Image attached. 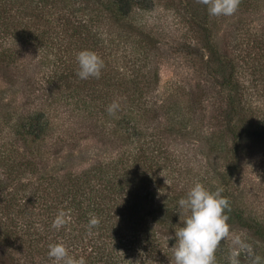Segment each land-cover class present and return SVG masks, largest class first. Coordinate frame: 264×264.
<instances>
[{"label": "trees", "instance_id": "1", "mask_svg": "<svg viewBox=\"0 0 264 264\" xmlns=\"http://www.w3.org/2000/svg\"><path fill=\"white\" fill-rule=\"evenodd\" d=\"M88 1L0 0V78L20 87L23 108L0 116L2 264H53L47 253L57 242L86 264H173L169 243L162 244L166 229L161 226L175 236L184 219L178 201L196 182L211 191L223 188L228 224L248 235L241 261L252 264L258 255L264 264V213L240 205L230 189L243 136L264 133V117L257 122L255 110L245 105L247 88L238 79L244 55H235L232 41L248 29L264 0H241L234 15L222 16L227 31L221 50L211 34L221 16L210 20L206 5L185 0L186 19L192 30H200L192 40L201 39L206 49L199 47L196 54L216 85L215 127H224H213L209 134L200 126L187 129L175 113L165 114L153 95L162 41L147 30H132L135 25L126 19L134 6L145 10L162 2L176 8L182 0H94L92 6L99 4L86 13ZM262 31L259 39L250 36L248 41L260 43L264 51ZM81 50L103 59L99 79L77 76ZM114 100L120 109L110 116L106 108ZM192 135H203L205 141L216 136L196 147L202 158L191 155ZM87 140L102 150L85 166L54 162L62 150H75ZM212 153L213 158L208 156ZM213 159L215 183L210 180ZM156 186L165 191L155 201ZM60 210L71 221L56 230L51 225ZM91 215L100 224L89 231ZM153 225L160 226L159 232ZM224 246L216 258L221 259Z\"/></svg>", "mask_w": 264, "mask_h": 264}, {"label": "rangeland", "instance_id": "2", "mask_svg": "<svg viewBox=\"0 0 264 264\" xmlns=\"http://www.w3.org/2000/svg\"><path fill=\"white\" fill-rule=\"evenodd\" d=\"M93 1L89 0L85 3L86 13L89 12V6H92ZM98 4L96 2L92 7H96ZM185 4V0H182L174 8L172 6L164 7L162 2H158L152 8L145 10L134 6L126 19L129 23L135 25L132 30H147L158 36L162 41V46L157 51L159 54V60L156 62L158 83L155 86L153 95L161 102L165 114L175 113L178 118H182L183 124L187 129L200 126L209 134V129H213L216 126L215 117L218 116V111L216 110L218 95L216 94V85L213 84L209 68L204 65L196 54V50L199 47L205 53L206 49L203 47L204 43L201 39L192 40V36L197 34V32L199 33L200 30H196V32L192 30L189 21L186 19L189 14V8ZM203 7V4H201V8ZM251 16L252 20L246 24L248 29H244L241 35H235L236 39L234 38L235 40L232 41V44L235 55L238 56V53L241 56L244 55L242 62L244 67H242V70L238 69V79L247 88L243 97L244 101H246L245 105L255 110V120L262 122L264 117V51L260 43L252 46L248 38L250 36L258 38L263 32L262 30H264V5L258 14ZM208 17H210V20L213 18L209 13ZM233 17V20H235L237 16ZM219 18L216 25H213L211 34H213L217 47L221 50L225 45L223 35L227 30H225L226 25L225 21L222 20V16ZM113 24L115 25V22ZM99 30L101 29L99 28ZM104 30H107V28H104ZM235 31L239 32L238 30ZM182 42H190L195 44V46L188 48L189 46L181 45ZM14 44L19 45L18 42ZM204 58H206V55ZM21 101L20 87L17 84H8L0 78V116L3 115L4 111L12 112L13 115L23 111ZM193 101L194 103H192ZM202 105L206 106V109ZM202 111H205V115H203ZM223 128V126H220L215 127L213 130H222ZM215 137V135H212L211 139L208 138L205 141L203 135L202 139L198 135H192L189 138V142L193 144L191 155L195 154L201 157V152L196 147L206 142H213ZM225 140L229 141L230 137L227 136ZM241 145L243 149L241 151L239 170L232 177L230 189L236 193L237 201L240 205L242 204L247 209L251 208L254 212L264 213V133L253 134L249 137L244 135ZM101 150V145L87 140L75 150H62L58 157H54L53 160L63 166H72L79 169L85 166L96 154H99ZM208 156L213 158L216 154L212 153L208 154ZM216 162V159H213L210 164L212 177L209 179L213 180V182L215 181L213 173L217 170L215 168ZM218 166L223 169L219 163ZM157 187L153 196L155 201L165 191V189ZM153 226L155 232H159L160 226ZM180 226L182 225H177L175 230ZM229 226L231 233L240 238L241 247L238 250L241 255L240 249L248 246V239L246 238L248 235L244 229L234 224H229ZM161 227L165 228L167 232V234L166 232H161L162 244L169 243L171 248L169 250L173 253L172 247L176 241L175 238L170 241V237L175 236H172L173 234L167 231V227ZM222 243L225 246L221 252V259L217 258V264H229V256L233 250V244L231 239L222 241ZM240 255L239 261L240 264H243ZM2 261L3 259L0 258V264L4 262Z\"/></svg>", "mask_w": 264, "mask_h": 264}, {"label": "clouds", "instance_id": "3", "mask_svg": "<svg viewBox=\"0 0 264 264\" xmlns=\"http://www.w3.org/2000/svg\"><path fill=\"white\" fill-rule=\"evenodd\" d=\"M206 5L210 16H232L236 13L241 0H197ZM78 63L77 76L82 80L99 79L104 67L103 59L95 52L81 50L76 55ZM120 109L118 101L111 102L106 111L110 116H116ZM167 183V181H165ZM223 188L215 191L196 182L188 190L185 197L178 201L179 216H183L182 226L175 230V244L172 247L174 264H217L216 252L222 241L231 239L233 250L229 256V264H240L238 250L241 241L230 231L228 216L225 209L229 201L222 196ZM71 221L70 214L60 210L55 216L51 227L60 230ZM100 219L90 216L88 229L98 227ZM48 257L53 264H86L84 257L70 255L68 247L63 242L49 245ZM261 257L252 258V264H260Z\"/></svg>", "mask_w": 264, "mask_h": 264}]
</instances>
